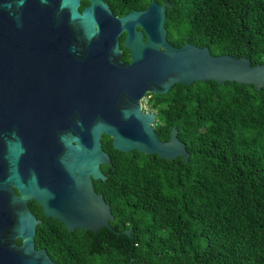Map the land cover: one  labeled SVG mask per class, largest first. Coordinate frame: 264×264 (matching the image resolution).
I'll return each mask as SVG.
<instances>
[{
    "label": "water",
    "instance_id": "95a60500",
    "mask_svg": "<svg viewBox=\"0 0 264 264\" xmlns=\"http://www.w3.org/2000/svg\"><path fill=\"white\" fill-rule=\"evenodd\" d=\"M80 1L0 0V264H55L36 249L40 221L28 200L69 232L109 227V205L92 182L106 179L101 165L110 162L103 134L119 151L187 162L178 129L160 140L155 114L142 110L147 93L206 80L264 87V65L172 45L167 1L121 16L103 0L79 9Z\"/></svg>",
    "mask_w": 264,
    "mask_h": 264
},
{
    "label": "trees",
    "instance_id": "16d2710c",
    "mask_svg": "<svg viewBox=\"0 0 264 264\" xmlns=\"http://www.w3.org/2000/svg\"><path fill=\"white\" fill-rule=\"evenodd\" d=\"M103 1L121 16L149 0ZM154 1L168 2L172 45L264 65V0ZM150 94L158 137L176 127L187 162L122 152L103 134L110 162L94 186L109 205V227L68 232L43 220L36 249L57 264H264V87L206 80Z\"/></svg>",
    "mask_w": 264,
    "mask_h": 264
},
{
    "label": "flooded vegetation",
    "instance_id": "af4514ba",
    "mask_svg": "<svg viewBox=\"0 0 264 264\" xmlns=\"http://www.w3.org/2000/svg\"><path fill=\"white\" fill-rule=\"evenodd\" d=\"M149 2V1H148ZM159 4H161V3H159ZM80 5V4H79ZM147 5V4H146ZM85 6V5H84ZM146 7V6H145ZM144 7V8H145ZM144 8H141V9H144ZM141 9H135V10H141ZM123 37H124V35H121L120 37H119V46H120V49H121V52H122V59H123V61H125V62H129V59H130V54H129V50L127 49V48H125L122 44H123ZM128 54V57H127V59H125V54ZM145 97H148V99L146 100V103L144 104L143 103V100H142V102H141V107H142V110L143 111H145V112H152V113H154L155 114V120H154V123H153V126H155V122L157 121V113H156V108H153L152 107V104H150V103H148V100L149 99H151V94L150 93H147L146 95H145ZM144 97V98H145ZM143 98V99H144ZM147 104V105H146ZM102 170V169H101ZM102 172H103V174L106 176L107 174L102 170ZM96 180H92V182H93V187H94V189H95V186H94V182H95ZM96 191V190H95ZM97 192V191H96ZM98 193V192H97ZM27 205H28V209H29V211L31 212V214L38 220V221H40V223L39 224H41L42 222H43V220H46V221H56L57 223H60L59 221H57V220H55V219H52V218H47V217H45L44 216V214H43V209H42V207H41V205H39L36 201H34V200H28V202H27ZM62 226H63V224L62 223H60ZM64 227V226H63ZM65 228V227H64ZM76 230H79V229H76ZM75 231V230H74ZM69 232V231H68ZM72 232V231H71ZM41 249H44L45 251H46V253H47V255L49 256V258L55 263V264H57L54 260H53V258L51 257V255L48 253V251H47V249L46 248H39L38 250H41Z\"/></svg>",
    "mask_w": 264,
    "mask_h": 264
},
{
    "label": "rangeland",
    "instance_id": "374dc122",
    "mask_svg": "<svg viewBox=\"0 0 264 264\" xmlns=\"http://www.w3.org/2000/svg\"><path fill=\"white\" fill-rule=\"evenodd\" d=\"M148 99V97H145L144 99H143V103L145 104L146 103V100ZM147 105V104H146Z\"/></svg>",
    "mask_w": 264,
    "mask_h": 264
}]
</instances>
